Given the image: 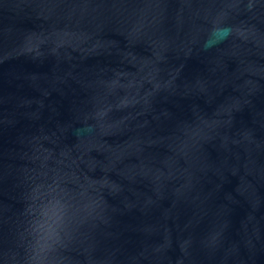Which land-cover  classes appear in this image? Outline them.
Wrapping results in <instances>:
<instances>
[{"label":"water","instance_id":"1","mask_svg":"<svg viewBox=\"0 0 264 264\" xmlns=\"http://www.w3.org/2000/svg\"><path fill=\"white\" fill-rule=\"evenodd\" d=\"M0 264H264V0H0Z\"/></svg>","mask_w":264,"mask_h":264}]
</instances>
